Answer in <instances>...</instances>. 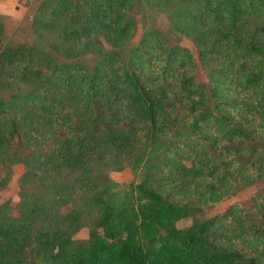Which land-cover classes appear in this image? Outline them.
<instances>
[{"label":"trees","instance_id":"1","mask_svg":"<svg viewBox=\"0 0 264 264\" xmlns=\"http://www.w3.org/2000/svg\"><path fill=\"white\" fill-rule=\"evenodd\" d=\"M31 29L0 12V264H264V0H40Z\"/></svg>","mask_w":264,"mask_h":264},{"label":"rangeland","instance_id":"2","mask_svg":"<svg viewBox=\"0 0 264 264\" xmlns=\"http://www.w3.org/2000/svg\"><path fill=\"white\" fill-rule=\"evenodd\" d=\"M40 0H0V12L4 16L6 23V34L10 43L32 42L35 35L31 29L32 16ZM23 165L17 164L14 168V174L8 187L0 191V204L7 199L13 202L19 200V178L23 173ZM111 177V195L109 202L120 204L135 194V186L139 182V176L136 171L126 167L121 171H112ZM254 192L249 188L238 194L232 200H247ZM190 220L179 222V226H186ZM89 230L84 227L78 234V237H87Z\"/></svg>","mask_w":264,"mask_h":264}]
</instances>
